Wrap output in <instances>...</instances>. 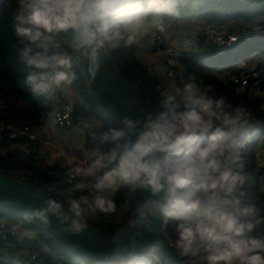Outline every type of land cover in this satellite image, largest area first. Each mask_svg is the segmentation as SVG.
<instances>
[{
    "label": "clouds",
    "instance_id": "clouds-1",
    "mask_svg": "<svg viewBox=\"0 0 264 264\" xmlns=\"http://www.w3.org/2000/svg\"><path fill=\"white\" fill-rule=\"evenodd\" d=\"M188 6L189 0H16L11 19L18 59L28 69L24 82L54 109L78 78L96 80L115 51L165 33ZM158 94L154 110L136 100L139 118L125 115L118 126L93 130L101 147L87 166L69 160L64 178L49 189L53 195L35 192L41 204L25 219L57 235H79L93 214H114L115 194L126 190L135 205L113 235L108 264H264V214L244 171L251 113L192 73ZM145 232L156 237L150 259L140 251Z\"/></svg>",
    "mask_w": 264,
    "mask_h": 264
},
{
    "label": "trees",
    "instance_id": "trees-1",
    "mask_svg": "<svg viewBox=\"0 0 264 264\" xmlns=\"http://www.w3.org/2000/svg\"><path fill=\"white\" fill-rule=\"evenodd\" d=\"M15 7L16 0H0V124L28 123L44 136V131L50 127L49 113H52L53 107H45L32 95L24 82L28 69L18 59V44L11 19ZM262 15H264V0H189V6L184 10L180 20L197 19L224 25L237 19L250 20ZM136 49V44L130 48H121L115 51L111 58L134 102L140 100L139 107L151 111L158 106V89L163 85L155 75L150 73L148 65L138 59ZM253 56H258L259 61L251 60ZM180 62L186 75L194 74L199 81H203L205 86H210L214 95L223 96L234 106H242L251 113V139L243 150L244 171L248 177L247 190L261 213L264 214V186L262 185L264 167L257 163L259 144L264 143V111L262 109L264 103V34L242 38L223 50L202 38L199 41V49L181 53ZM254 63L259 71L258 88L251 83L238 87L227 83L223 78L228 72L241 73L246 68L243 64L249 66ZM78 89L83 103L75 104L76 113L95 119L101 131L116 126L91 80L82 83V77L78 78ZM9 140L11 139L6 134L0 135L1 175L21 178L27 174L37 177L40 182L36 185L44 189L47 185H53L62 180V175L68 169V165H63L58 161L50 165L46 159H40L37 149L40 144L39 140L28 142V147L36 148L37 151L34 153L21 151L17 147H9ZM98 147H101L98 143H85V149L90 152V159ZM90 192V190L77 192L75 196L89 195ZM127 194L126 190L115 194L117 211L110 216L118 213ZM134 205L135 200L133 199V208ZM26 214L25 210L0 204V216L23 224L33 234L32 237L23 238L21 241L14 240L15 247H25L36 251L44 264H108L109 259L91 258L71 251L62 240L53 236L38 221L25 219ZM96 215L98 217L89 219V224L109 229H116L125 224L122 222L114 226L103 221L104 214L96 213ZM124 216L126 215L121 213V218ZM166 229L168 230L167 225ZM37 239L44 241L46 249L36 246ZM144 254L149 259L151 258L150 251Z\"/></svg>",
    "mask_w": 264,
    "mask_h": 264
},
{
    "label": "built area",
    "instance_id": "built-area-1",
    "mask_svg": "<svg viewBox=\"0 0 264 264\" xmlns=\"http://www.w3.org/2000/svg\"><path fill=\"white\" fill-rule=\"evenodd\" d=\"M264 30V22L256 27L250 29H244L241 31H232L225 25H218L213 23L204 22L199 25L198 28L189 33L182 34L174 40L169 41L165 37V33H150L148 35V44L155 49H162L164 51V65L166 67L167 76L173 81L178 83L182 75V66L180 62V55L183 51L197 50L199 49V41L205 38L212 45L218 49H227L231 47L236 41L242 38L254 35L256 30ZM169 42V43H168ZM81 64H83L81 60ZM79 73V69H77ZM225 81L231 85L243 87L251 83L254 87L258 88L259 84V71L256 66L246 67L241 73L228 72L223 77ZM78 87V80L73 86V89ZM264 111V103L262 104ZM53 115L51 116V122L62 129H75L82 133L86 142L96 144L98 141H93L91 132L96 130L101 131L99 126H92L93 118H86L80 113L75 111V103L69 97V91L66 93H59L57 101L52 109ZM6 134L11 140L8 141L9 147L19 148L21 151L27 153L36 152V148L28 147V142H35L41 140V136L38 131L28 123H6L0 124V135ZM16 139V140H13ZM68 169L65 170L62 175L64 178ZM17 178V177H15ZM24 182L36 185L39 181L37 177H33L24 174L21 178ZM44 184V183H41ZM46 186V184H44ZM262 185L264 186V176ZM37 186V185H36ZM52 185L46 186V191ZM39 187V186H38ZM44 189V188H43ZM51 193V192H50ZM52 194V193H51ZM53 195V194H52ZM132 195L128 193L124 198L120 208L124 217L117 219H110L108 217H102L103 221H107L111 225H118L119 223H126L132 207ZM14 225H20V230L15 234L12 233L11 228ZM164 231H167L166 225L161 226ZM25 233H31L23 224L17 221H9L7 218L0 216V263H13V264H44L43 260L36 251L29 250L25 247H15V241H21L23 238L32 237L31 235H25ZM36 246L42 249H46L45 243L41 239L35 241Z\"/></svg>",
    "mask_w": 264,
    "mask_h": 264
},
{
    "label": "water",
    "instance_id": "water-1",
    "mask_svg": "<svg viewBox=\"0 0 264 264\" xmlns=\"http://www.w3.org/2000/svg\"><path fill=\"white\" fill-rule=\"evenodd\" d=\"M91 82L116 126L125 115L139 118L137 106L126 90L112 58L101 68L96 80H91ZM35 192L52 195L41 187L0 174V204L17 207L28 212L41 204V198L37 197ZM47 229L75 253L91 258L109 259L114 247L112 238L118 228L109 229L89 224L88 229L79 235H57L52 229ZM155 241V236L145 232L139 238L140 251L143 253L149 251ZM165 250L172 254L171 249L166 248Z\"/></svg>",
    "mask_w": 264,
    "mask_h": 264
},
{
    "label": "crops",
    "instance_id": "crops-1",
    "mask_svg": "<svg viewBox=\"0 0 264 264\" xmlns=\"http://www.w3.org/2000/svg\"><path fill=\"white\" fill-rule=\"evenodd\" d=\"M252 20H257L256 22L258 25L264 22V21H259V19L257 18ZM237 21L248 22L249 20L237 19L228 23L227 27L232 31L244 30L243 27L237 28L236 26ZM204 22H205L204 20H197V19L180 20L178 22L172 21L173 26H175L176 29L172 30L168 27L167 31L165 32V37L168 40H174L176 38L173 37L181 36L182 34L194 31L198 28L199 25L203 24ZM258 25H254L252 27H256ZM257 31H264V30L261 29ZM136 46H137L136 55L138 59L141 62L148 65L150 73L155 75L163 86H168L169 84L173 83V81L167 76V73H165L164 71V67H165L164 52L160 53L158 49L151 48L148 44L147 36L140 38ZM252 66H256V63L249 65L247 67H252ZM182 73L186 75L183 68H182ZM69 97L77 105H81L83 103L78 87H76V89L72 88L69 91ZM91 124L92 126H99L96 120L92 121ZM37 131L39 133V130ZM44 134H45L44 136L40 135L42 139L39 140L40 144L37 147L39 151L40 159L42 158L46 159V161L50 165H52L54 161H58L63 165H68V161L71 160L72 163L75 165H79L81 167L87 166L88 162L90 161V157H89L90 152L85 149L86 141L80 131L75 129H62L50 121V127L46 128ZM86 156L87 159H85ZM257 163L261 167H264L263 142H261L258 147ZM121 210L122 209L119 208L118 213L115 214L114 216L104 215L103 217H108L110 219H114V218L119 219L121 218ZM91 217L95 218L98 216L96 214H93Z\"/></svg>",
    "mask_w": 264,
    "mask_h": 264
},
{
    "label": "rangeland",
    "instance_id": "rangeland-1",
    "mask_svg": "<svg viewBox=\"0 0 264 264\" xmlns=\"http://www.w3.org/2000/svg\"><path fill=\"white\" fill-rule=\"evenodd\" d=\"M260 1V0H259ZM257 19H259V21H264V15H262V16H259V17H256ZM255 19V18H254ZM242 20V19H241ZM257 20H252V19H250L248 22H245V21H237L236 23V26H237V28H240V27H243L244 29H250V28H252V26H254V25H258L257 24V22H256ZM169 23V28L170 29H176V27L175 26H173V23H172V21H169L168 22ZM240 24H243V25H240ZM226 27L228 26V23H226V24H224ZM246 25V26H245ZM236 28V29H237ZM235 31H237V30H235ZM264 34V31H254V34ZM177 37H179V36H177ZM177 37H173V38H177ZM147 39H148V35H147ZM169 41H171V40H169ZM169 43V42H168ZM151 48H153L154 49V47H152L151 46ZM158 51L160 52V53H162V52H164L162 49H158ZM251 60H253V61H255V62H258L259 61V57L258 56H253V58L251 59ZM243 67H247V65H245V64H243ZM164 71H165V73H166V69H165V67H164ZM40 135V134H39ZM118 219V218H117ZM117 219H114L115 221L117 220Z\"/></svg>",
    "mask_w": 264,
    "mask_h": 264
}]
</instances>
